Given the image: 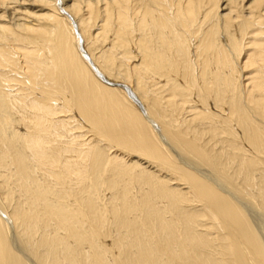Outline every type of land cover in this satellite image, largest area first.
<instances>
[{
  "label": "bare ground",
  "instance_id": "obj_1",
  "mask_svg": "<svg viewBox=\"0 0 264 264\" xmlns=\"http://www.w3.org/2000/svg\"><path fill=\"white\" fill-rule=\"evenodd\" d=\"M0 264H264V0H0Z\"/></svg>",
  "mask_w": 264,
  "mask_h": 264
}]
</instances>
